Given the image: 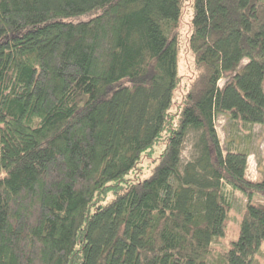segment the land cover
I'll return each mask as SVG.
<instances>
[{
	"label": "trees",
	"instance_id": "obj_1",
	"mask_svg": "<svg viewBox=\"0 0 264 264\" xmlns=\"http://www.w3.org/2000/svg\"><path fill=\"white\" fill-rule=\"evenodd\" d=\"M218 116L264 125V0H0V264H205L233 191L252 264L264 178Z\"/></svg>",
	"mask_w": 264,
	"mask_h": 264
},
{
	"label": "rangeland",
	"instance_id": "obj_2",
	"mask_svg": "<svg viewBox=\"0 0 264 264\" xmlns=\"http://www.w3.org/2000/svg\"><path fill=\"white\" fill-rule=\"evenodd\" d=\"M186 8L181 18L180 51L178 57V73L181 82L176 89L174 98L177 101L184 92V85L188 82L193 72V61L187 47L190 31L191 12ZM245 63V62H244ZM223 84V81L219 83ZM217 136L224 153L234 150H246L250 153L247 159L246 178L259 180L264 178V125L251 124L238 121L237 123L225 116H218L214 121ZM191 139L186 140L181 150V162L189 160L192 156ZM231 210L223 237L212 239V251L208 254L205 264H225L220 256V251L228 248L231 242L238 238L240 223L244 209V197L239 191H233L231 196ZM252 264H264V241Z\"/></svg>",
	"mask_w": 264,
	"mask_h": 264
}]
</instances>
